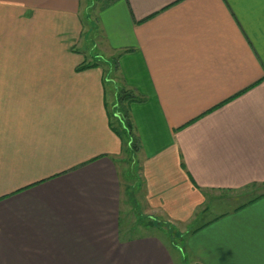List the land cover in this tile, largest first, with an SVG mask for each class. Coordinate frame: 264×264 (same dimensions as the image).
Segmentation results:
<instances>
[{
  "label": "crops",
  "instance_id": "crops-1",
  "mask_svg": "<svg viewBox=\"0 0 264 264\" xmlns=\"http://www.w3.org/2000/svg\"><path fill=\"white\" fill-rule=\"evenodd\" d=\"M88 1L0 0V264H183L130 236L127 185L149 216L194 225L189 264H264V0H107L114 66L77 70ZM120 87L142 99L135 153L111 127Z\"/></svg>",
  "mask_w": 264,
  "mask_h": 264
},
{
  "label": "rangeland",
  "instance_id": "rangeland-1",
  "mask_svg": "<svg viewBox=\"0 0 264 264\" xmlns=\"http://www.w3.org/2000/svg\"><path fill=\"white\" fill-rule=\"evenodd\" d=\"M107 0H89L88 1V7L87 12H84V18L83 23L85 27V38H82V45L80 52L83 53L85 56L89 57L90 55L94 59L93 62L100 61L104 65H108V61L106 57H101V51L99 45L100 41V34L98 31V20H97V12L102 7L103 3ZM82 46L87 49L82 48ZM112 84L109 83L108 87L111 89ZM112 122L116 125V120L112 118ZM136 170V169H135ZM133 172V171H132ZM137 172V170H136ZM137 173H133L132 176L135 177ZM132 177V178H133ZM130 178V177H129ZM131 179V178H130ZM126 194L124 197V203L125 207L129 209V211L125 212L126 215V224L128 225L127 228L130 230V236H140L145 234H154L161 236L162 239H164L169 245L172 244V246L177 250V252L180 254L181 259L183 260V264H189L190 259L185 257V251L184 249V235L186 231L192 230L193 226H190V228L182 227L180 225H175L173 223H165L160 217H153L146 214V210H144V207L139 203L136 205L137 202H135L134 195L129 192V185L126 186ZM261 191V188L256 186H250L245 188L243 191H239L238 193H230L226 195H221L222 197L219 198L222 201L224 198L228 199L229 206H234L237 203H241L244 201V199H251L253 197L257 196V193ZM136 199L138 201V196L136 193ZM218 200V199H217ZM218 201V202H220ZM226 202V201H225ZM224 203V202H223ZM133 205H136L132 207ZM124 207V208H125ZM132 208V209H131ZM213 213V211H211ZM208 215V214H207ZM206 216V215H205ZM207 219V216L202 218L199 222H195L196 224H200L203 221ZM134 229V232H131V230Z\"/></svg>",
  "mask_w": 264,
  "mask_h": 264
},
{
  "label": "trees",
  "instance_id": "trees-1",
  "mask_svg": "<svg viewBox=\"0 0 264 264\" xmlns=\"http://www.w3.org/2000/svg\"><path fill=\"white\" fill-rule=\"evenodd\" d=\"M114 60L109 61V65L114 66ZM96 63H83L79 65L77 70L88 69L97 66ZM114 71L116 69L112 68L111 76L114 77ZM142 99L134 94L133 91L128 90L124 87H120L116 93L115 102L111 107V118L116 120L115 123H111L113 131L120 136L122 140L126 141L127 146L132 153L139 150L138 141L135 138L133 132V125L129 113V105L134 102H139Z\"/></svg>",
  "mask_w": 264,
  "mask_h": 264
}]
</instances>
